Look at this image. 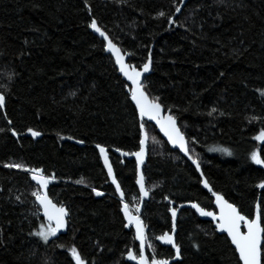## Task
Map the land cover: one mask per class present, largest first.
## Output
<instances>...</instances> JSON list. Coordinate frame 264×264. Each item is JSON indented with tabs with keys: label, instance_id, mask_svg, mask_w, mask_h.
Segmentation results:
<instances>
[{
	"label": "trees",
	"instance_id": "1",
	"mask_svg": "<svg viewBox=\"0 0 264 264\" xmlns=\"http://www.w3.org/2000/svg\"><path fill=\"white\" fill-rule=\"evenodd\" d=\"M88 4L91 14L84 0H0V94L6 98L0 109L5 129L0 132V264H75L73 246L86 264H131L127 250L138 255L96 144L106 147L125 202L134 209L139 204L135 162L114 151L139 150V119L128 85L105 55L104 42L90 31L92 18L130 54L134 67L141 68L151 54L143 85L176 117L189 155L198 160L213 191L249 218L258 198L264 201V189L258 187L264 164L251 160L253 151L264 160V141L254 139L264 128V0ZM159 11L175 23L158 17ZM29 127L41 135L31 136ZM146 132L143 176L149 199L141 218L147 243L155 247L146 253L149 260H171L174 251L155 239L172 231L168 209L198 203L213 211V201L193 166L153 126L146 124ZM210 148H227L232 155ZM9 162L39 167L54 177L47 192L71 213L66 235L50 238L47 245L29 235L44 224L31 195L37 186L29 173L5 168ZM174 238L181 255L171 264H240L228 239L191 209L178 212Z\"/></svg>",
	"mask_w": 264,
	"mask_h": 264
},
{
	"label": "snow or ice",
	"instance_id": "2",
	"mask_svg": "<svg viewBox=\"0 0 264 264\" xmlns=\"http://www.w3.org/2000/svg\"><path fill=\"white\" fill-rule=\"evenodd\" d=\"M124 2H126V0H116V3L118 4ZM221 2L223 3L224 0H221ZM180 3L183 4L184 0H180ZM84 6L88 9L89 14H91V8L88 4V0H84ZM180 11V7L175 8L176 13ZM157 15L161 18L166 17L169 24L175 23L172 15L166 14L165 11H159ZM88 26L103 38L105 41L104 50L112 54L115 59V64L118 66L119 72L126 78L127 81H130V99L134 103L135 112L138 113L141 121L139 124L138 136L139 150L131 153V155L136 157L135 183L139 185L141 197L148 196V191L145 188L144 176L140 172V165L144 162L145 157V145L147 140L146 124L148 122H154L155 126H158L160 132H162L167 138L168 143L178 146L179 150L188 156V159L191 160L193 165H195V170L200 172L201 165L198 160L193 159L192 156L188 155L189 149L186 144L185 135L177 126L176 117L170 114V109L165 111V106L161 103L160 97H151L141 82L142 73L149 72L150 64L152 63L150 53L147 61L144 62L142 68L138 70L136 67L125 62V55H128V53L122 52L121 48H119L117 44L109 38L106 31L101 29L95 18L91 19ZM241 43H243V41H241ZM262 95H264V93H262ZM5 99V95L0 94V109L5 107ZM216 111V108L212 109V112ZM212 112H209V115H211ZM222 114L223 113H221V115ZM11 123V120H8V124L11 125ZM4 131L5 129L0 128V132ZM8 131H11L13 136L19 135V133L13 128H9ZM27 132L33 137L41 135V132L33 130L30 127L27 129ZM71 138L72 137H69V139ZM254 139L256 141H264V128L259 131ZM78 142L83 143L84 141L81 140ZM96 148L99 150V155L103 160L105 168L107 169V176L110 178L111 184L115 186V193L120 198V211L123 213V220L126 221L123 226L129 229L134 228V240L139 242L138 255L134 254L132 249H128L127 259L129 261H137V264H169L168 259H157L153 256L151 260H149V258L146 257V245L147 247L152 248L153 252H155V247L147 243V225L141 218V207L137 204L133 210V208H130V205L125 202V193L122 189L121 183L118 182L117 177L114 174L111 163L109 162L106 147L101 144H96ZM209 150L221 151L227 155H232L227 148H210ZM116 151H120V149H116ZM123 154L129 155L128 153ZM251 160L258 165L264 164V160L260 158L256 151L251 153ZM4 167L8 169L22 170L25 173H29L31 181L36 183L37 190L32 191L31 195L35 197V201L43 209V216L45 217L47 223L41 224L38 230H30L29 235L38 237L39 241H42L45 245H47L50 238L56 237L58 232H61L67 227L69 223L67 218H70L71 216L70 211L63 204H60V206L54 204L49 198L48 192L45 191L49 188L50 181L54 179V177L45 175V170L39 167H29L24 163L9 162L5 163ZM201 177L203 187L207 189L213 197H215V206L218 209V212L206 211L205 208L201 207L198 203H192L191 208L195 209L200 216L211 217L213 221H217L216 228L220 232L226 233L227 237L230 238L231 244L234 245V253H238V261L240 264H261V241L262 233H264V227H262V222H264V208H262V203H264V201L255 205V217L249 218L247 215L241 214V212L237 209V206L233 203H229V201L226 200L221 193L213 191L209 185V181L207 179H203L202 172ZM76 182L81 183L82 181L78 180ZM258 187L264 189V181H261ZM92 191L97 196L103 195L95 188H93ZM19 199L20 198L17 197V200ZM164 199L167 200L168 197H164ZM168 210L173 218V231H175V218L177 216V212L175 208H169ZM242 226L245 230H242ZM155 239L166 245H170L172 249H175L176 257H180L181 247L174 241L173 235H171L168 231L156 236ZM3 243V232L0 230V244ZM60 247H63V245H60ZM193 247H196V245H193ZM69 252L71 253L72 259L75 261V264H86L76 247H70Z\"/></svg>",
	"mask_w": 264,
	"mask_h": 264
},
{
	"label": "water",
	"instance_id": "3",
	"mask_svg": "<svg viewBox=\"0 0 264 264\" xmlns=\"http://www.w3.org/2000/svg\"><path fill=\"white\" fill-rule=\"evenodd\" d=\"M90 31L94 34V36H96L99 40L103 41L104 44H105V41L103 40L102 37L99 36L98 33H96V32H95L93 29H91V28H90ZM122 52H123V51H122ZM104 53H105V55L110 56V57L112 58V60H113V62H114V65H115V68H116V70H117V74H118V76H119L124 82H126V84H127L128 87H129V86H130V81H127L126 78H125V77L119 72V70H118V66L115 64V59H114V57L112 56V54H111L110 52L105 51V50H104ZM125 53H128V52H125ZM150 55H151V54H150ZM148 57H149V55H148ZM129 59H130V54L128 53V55H125V62L128 63V64H130V63H129ZM147 59H148V58H147ZM130 65H132V64H130ZM132 66H133V65H132ZM141 68H142V66H141ZM137 69L139 70L140 68H137ZM150 72H151V64H150L149 72H147V73H142V75H141V82H142V84H143L145 78L148 77V76L150 75ZM129 95H130V93H129ZM130 101H131V99H130ZM131 103H132V105H133L134 108H135L134 103H133L132 101H131ZM137 115H138V113H137ZM138 119H139V116H138ZM140 123H141V121H140V119H139V124H140ZM147 124L153 126L154 129L156 130V132H157V133L159 134V136L161 137V139L164 140V142L169 146V148H170L171 150L176 151L177 153H179V154H180L185 160H187V161L193 166V168L195 169V165H193L192 162H191V160L188 159V156H186L183 152H181V151L179 150V147H178V146H174V145L168 143L167 138L163 135L162 132H160L159 127H158V126H155L154 122H148ZM177 126H178V124H177ZM178 127H179V126H178ZM147 140H148V138H147ZM147 140H146V145H145V157H144V162L140 165V172H141V174H143V167H144V165H145L146 162H147ZM186 144H187V141H186ZM187 147H188V146H187ZM114 153H115L117 156H119L120 158H122V159L134 160L135 165H136V157H135L134 155H130V154H129V155H124V154H123L124 152L116 151V150L114 151ZM188 155H189V153H188ZM196 172H197V171H196ZM197 174H198V175L200 176V178L202 179V177H201V170H200V172H197ZM29 178H30V174H29ZM203 179H204V177H203ZM30 180H31V178H30ZM31 182H32L35 186H37L36 183H35L34 181H31ZM135 185H136V188H137V191H138V195H139V204H138V205L141 207V211H142L143 204H144L146 201H148V199H149V193H148V196H147V197H141V195H140V191H139V185H137L136 183H135ZM114 187H115V186H114ZM201 187H202V189L205 190L208 194H210V196H211V198H212V201H213V207H214L213 212H218V209H217L216 206H215V197H213V196L211 195V193H210L207 189H205V188L203 187V184H202V183H201ZM146 190H147V189H146ZM45 191H47V189H46ZM117 196H118V195H117ZM118 198H119V196H118ZM119 200H120V198H119ZM257 203H259V198H258L256 204H257ZM36 204L38 205L37 202H36ZM191 204H192V203H186V204H181V205H179V206L176 208L177 215H178V212H179L181 209H185V208H186V209H191V210L195 213V215L198 217L199 220H201V221H205V222H210V223L212 224V227L214 228L215 232H216L218 235H224V236L228 239V241L230 242V244H231L230 238L227 237V234H226V233H222V232H220V231L216 228L217 221H213L211 217H202V216H200L199 213H197V212L195 211V209H192V208H191ZM256 204H255V205H256ZM38 207H39L40 217L42 218V220H43L44 223H47L45 217L43 216V209H42L39 205H38ZM170 217H171V223H172V231H171L170 234L173 235V239H174V241H175V238H174V237H175V232H176V218H177V216H176V218H175V231H173V218H172V216H171V213H170ZM254 217H255V208H254V213H253V217H252V218H254ZM67 219H68V218H67ZM53 226H54V224H53ZM242 230H245V229H243V226H242ZM67 231H68V225H67V227H66L64 230H62L61 232H58L57 235H56V237H53V238H58V237H60V236H62V235H66V234H67ZM132 231H133V234H134V228H132ZM135 242L137 243V245H138V247H139V242H138V241H135ZM157 243L160 244V245L163 246V247L171 248L170 245H166V244H164V243L161 242V241H158V240H157ZM261 244H263V233H262V241H261ZM231 246H232V248L234 249V245L231 244ZM171 249H172V248H171ZM146 250H147V245H146V247H145V255H146V257H147ZM172 250L174 251V257H173L171 260H169V264L176 262V261L178 260V258H179V257H176V255H175V249H172ZM236 255H237V257H238V253H236ZM126 258H127V256H126ZM127 260H128V259H127ZM128 262H130L131 264H137V261H129V260H128ZM261 264H262V263H261Z\"/></svg>",
	"mask_w": 264,
	"mask_h": 264
},
{
	"label": "rangeland",
	"instance_id": "4",
	"mask_svg": "<svg viewBox=\"0 0 264 264\" xmlns=\"http://www.w3.org/2000/svg\"><path fill=\"white\" fill-rule=\"evenodd\" d=\"M134 210V209H133ZM44 224H46V223H44Z\"/></svg>",
	"mask_w": 264,
	"mask_h": 264
}]
</instances>
